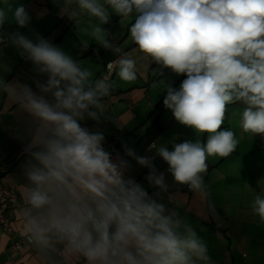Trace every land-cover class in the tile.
I'll return each mask as SVG.
<instances>
[{
	"label": "clouds",
	"instance_id": "obj_1",
	"mask_svg": "<svg viewBox=\"0 0 264 264\" xmlns=\"http://www.w3.org/2000/svg\"><path fill=\"white\" fill-rule=\"evenodd\" d=\"M56 3L61 15L75 22L85 50L94 41L121 53L103 27L115 14L123 25H131L128 39L139 55L186 74L179 89L167 87L163 103L194 136L172 141L171 150L168 143L154 141L149 146L154 156L138 155L124 145L127 157L149 169L146 179L158 189L150 195L126 175L128 160L105 149L103 132L80 123L105 119L121 126L105 108L117 81L97 76L85 62L39 35L34 42L18 30L7 31L9 23L28 27L31 16L23 4L0 0V46L14 48L47 75L45 83L35 82L37 93L18 80H6L3 74L11 68L0 60V102L13 106L12 115L22 125L17 138L28 157L22 165V203L15 212V234L26 264H217L182 214V202L175 195L168 197L174 207L160 202L173 186L154 160L160 157L168 164L177 190L187 187L207 196L209 158H226L239 144L235 131L221 130L228 107L242 106L234 116L243 134L264 136V0ZM104 68L109 74L116 68L119 81L137 79V61L127 53ZM250 207L264 226V187Z\"/></svg>",
	"mask_w": 264,
	"mask_h": 264
},
{
	"label": "crops",
	"instance_id": "obj_2",
	"mask_svg": "<svg viewBox=\"0 0 264 264\" xmlns=\"http://www.w3.org/2000/svg\"><path fill=\"white\" fill-rule=\"evenodd\" d=\"M14 2L26 7L31 21L26 28H18L14 23L6 24L7 31L18 30L34 42H37L39 35L62 48L75 60L85 62L97 76H108L117 81L116 90L110 97L105 98V108L121 126L117 127L111 120L105 119L98 123L86 118L80 123L90 131L103 132L105 149L115 155L119 153L131 165L126 175L140 183L150 195H154L158 189L152 187L146 179L149 169L127 157L124 145L133 148L138 155L154 156V151H149V146L154 141L160 144L168 143L171 150L172 141L181 143L189 138V134L174 127L173 123L167 124V118L172 112L168 113L170 110L168 111L163 103L167 90L158 93L151 89L155 76L161 74L160 68L155 66L150 70L151 62L135 51L136 46L128 39V28L131 25H123L121 17L115 14L111 16L108 24L103 25L109 33V39L121 48L120 54L105 50L94 41H89V47L85 50L76 31L75 22H69L67 16L61 15L56 0ZM0 49L3 52L0 60L11 68V72L0 74L8 81L18 80L27 84L38 93L39 89L35 82L38 80L45 83L47 75L39 72L40 75L30 73L29 65L32 62L22 58L14 48L0 46ZM122 53H127L137 61L135 81L127 83L119 81L116 68L110 74L109 70L104 68L105 63ZM235 107V110L227 112L224 123L233 131L239 129L238 117L234 116V112L240 110L242 106ZM12 113L11 104L0 102V170L3 185L17 193L20 206L23 191L22 165L28 157L23 152L24 142L17 138V129L22 125L17 123ZM238 140L234 158L208 160V171L205 174V184L209 193L207 196L190 192L187 187L177 190L173 177L167 171L168 164L162 158L156 157L154 160L156 168L164 173L166 181L173 186L168 193L161 194L163 199L160 202L168 207H174L175 205L168 200L170 195H175V198L182 202V214L187 215L199 236L208 244L209 254L217 264H264V226L258 223V217L252 213L250 207L260 187H264V136L251 137L243 134ZM243 144H250V147H247L250 150L242 159L239 155L242 154ZM229 181L239 187L238 191L234 189V197L220 191L223 182L228 184ZM17 209L10 207L6 213L13 231L9 232L0 226V264H26L27 258L23 249L18 251L15 248V243L19 240L15 234ZM215 216L221 219L220 223Z\"/></svg>",
	"mask_w": 264,
	"mask_h": 264
},
{
	"label": "rangeland",
	"instance_id": "obj_3",
	"mask_svg": "<svg viewBox=\"0 0 264 264\" xmlns=\"http://www.w3.org/2000/svg\"><path fill=\"white\" fill-rule=\"evenodd\" d=\"M117 16V15H116ZM133 17H135V14H133ZM133 23L135 22L134 19L132 20ZM152 65V63H151ZM157 68L159 67V71L160 73L161 72H164L163 76L162 77H158V76H155V80L154 82L152 83V87L151 89L154 91V92H158V93H163L164 90H167V87H173V85L178 81L177 83V86L175 88L179 89L181 83L183 82V80H185L187 78L186 74H183V75H177L176 73H174L170 68H161L160 66L158 65H155ZM29 68H30V73H32L33 75H40L38 73V71L36 70L35 66L31 63L29 65ZM158 70V69H157ZM157 70L155 72H157ZM155 74V73H154ZM170 109H168L169 111ZM171 110L168 112L170 113ZM226 115H227V112H226ZM170 123H173V126L178 128L179 130H182L184 132H187L189 134V138H192L194 136V133L192 132L191 129L187 128L186 126H183L181 125L174 117V114L171 112L167 118V124H170ZM235 132L237 134V139H240L242 136H243V133L241 132L240 129L236 130L235 129ZM176 134V132H174V135ZM205 137L207 134H204ZM170 137V136H169ZM247 147H250V144H243L242 145V154L239 155V157H241L242 159L244 158V155H246V152L249 151L250 149H248ZM116 156H114L115 158ZM234 154L231 155V156H228L226 158H219V157H212V158H209V160L211 161L212 159H214L215 161H220V160H228L229 158H234ZM223 161H221V169L223 168V164H222ZM234 189L236 191L239 190V187H237L233 182L229 181L228 184H226L225 182H223L222 184V187L220 189V191L224 194H229V196L231 197H234ZM236 200V199H235ZM216 219L218 220V222L220 223L221 219L217 216H215ZM232 226V225H231ZM233 228V227H232Z\"/></svg>",
	"mask_w": 264,
	"mask_h": 264
},
{
	"label": "built area",
	"instance_id": "obj_4",
	"mask_svg": "<svg viewBox=\"0 0 264 264\" xmlns=\"http://www.w3.org/2000/svg\"><path fill=\"white\" fill-rule=\"evenodd\" d=\"M117 61V60H116ZM114 65V63H113ZM10 207H19V201L16 192L3 185L1 181V171H0V225L4 230L12 231V227L10 224V219L7 216V210ZM15 248L18 251H21L23 249V245L18 240L15 243Z\"/></svg>",
	"mask_w": 264,
	"mask_h": 264
},
{
	"label": "trees",
	"instance_id": "obj_5",
	"mask_svg": "<svg viewBox=\"0 0 264 264\" xmlns=\"http://www.w3.org/2000/svg\"><path fill=\"white\" fill-rule=\"evenodd\" d=\"M155 65H156V64L153 63V64L150 66V70H152V69L155 67ZM163 74H164V72H161V74H159L158 77H162ZM177 83H178V81L173 85V88H175V87L177 86ZM176 89H177V88H176ZM231 106H232V105H230V106L228 107V111H230V110L232 111V110H235V109H236L235 105H234L232 108H231ZM228 111H227V112H228ZM224 129H229V127H228L227 125L223 124L221 130H224ZM236 152H237V149H236V151H235L234 153H232L231 155L235 154ZM231 155H230V156H231ZM224 232H225V231H224Z\"/></svg>",
	"mask_w": 264,
	"mask_h": 264
}]
</instances>
